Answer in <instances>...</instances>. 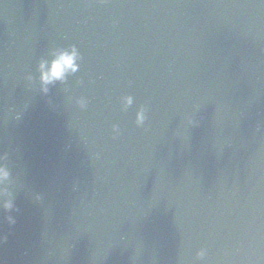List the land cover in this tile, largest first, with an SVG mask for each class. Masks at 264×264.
Wrapping results in <instances>:
<instances>
[{
	"label": "water",
	"instance_id": "water-1",
	"mask_svg": "<svg viewBox=\"0 0 264 264\" xmlns=\"http://www.w3.org/2000/svg\"><path fill=\"white\" fill-rule=\"evenodd\" d=\"M0 167V264H264V0H0Z\"/></svg>",
	"mask_w": 264,
	"mask_h": 264
},
{
	"label": "clouds",
	"instance_id": "clouds-1",
	"mask_svg": "<svg viewBox=\"0 0 264 264\" xmlns=\"http://www.w3.org/2000/svg\"><path fill=\"white\" fill-rule=\"evenodd\" d=\"M77 54L75 52V49L69 50V51H61L58 54H56L55 58L48 63L46 66L43 62L40 64V80L42 84V91H47V85L53 83L57 80H63L66 73L70 71L76 70V61ZM130 98L126 99V103H130ZM137 119L142 120L143 116L142 113H138ZM7 171L0 167V180L7 178ZM5 207H8L6 204Z\"/></svg>",
	"mask_w": 264,
	"mask_h": 264
}]
</instances>
